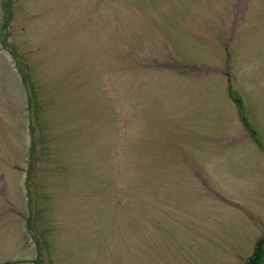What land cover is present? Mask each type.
Masks as SVG:
<instances>
[{"label":"rangeland","instance_id":"374dc122","mask_svg":"<svg viewBox=\"0 0 264 264\" xmlns=\"http://www.w3.org/2000/svg\"><path fill=\"white\" fill-rule=\"evenodd\" d=\"M259 241L264 0H0V264H245Z\"/></svg>","mask_w":264,"mask_h":264},{"label":"trees","instance_id":"16d2710c","mask_svg":"<svg viewBox=\"0 0 264 264\" xmlns=\"http://www.w3.org/2000/svg\"><path fill=\"white\" fill-rule=\"evenodd\" d=\"M251 261H252V262H255L254 258H252L251 260H249V263H251Z\"/></svg>","mask_w":264,"mask_h":264}]
</instances>
